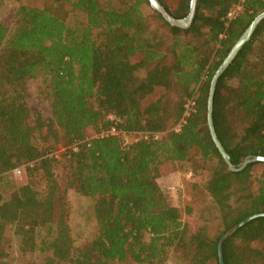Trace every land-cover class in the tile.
<instances>
[{"label": "trees", "instance_id": "trees-1", "mask_svg": "<svg viewBox=\"0 0 264 264\" xmlns=\"http://www.w3.org/2000/svg\"><path fill=\"white\" fill-rule=\"evenodd\" d=\"M159 2L175 18L188 13L189 0ZM262 11L264 0H197L191 25L179 28L148 0L19 4L12 30L0 23V175L20 167L25 183L0 202V244L11 233L35 246L43 229L39 264H169L170 249L186 245L192 248L187 264L212 258L219 264L220 236L264 213V162L228 168L209 132L208 89ZM72 14L83 21L69 25ZM37 75L52 118L45 129L35 121L20 132L22 123L39 119L26 104L25 87ZM189 100L193 105L183 118ZM212 123L234 167L246 157H264V19L218 77ZM110 127L140 138L123 145L120 136L93 137ZM58 144L67 148L70 184L95 199L96 234L80 247L73 244L55 175ZM197 156L217 161L205 182L222 225L214 239L202 229L188 232L154 174L164 162ZM222 255L224 264H264V217L228 236Z\"/></svg>", "mask_w": 264, "mask_h": 264}, {"label": "rangeland", "instance_id": "rangeland-1", "mask_svg": "<svg viewBox=\"0 0 264 264\" xmlns=\"http://www.w3.org/2000/svg\"><path fill=\"white\" fill-rule=\"evenodd\" d=\"M42 1L0 0V23L9 31L12 30L15 11L19 4L31 2L39 5ZM169 4L173 6L174 10L177 9L175 2L171 1ZM82 21V15L72 14L67 19L69 25H77ZM156 24H159V21L156 20L152 27L155 28ZM25 87L26 104L31 114L38 113L39 119L32 117L31 121L22 123L18 127V131L22 132L26 126L35 121L42 128H47L52 116L50 102L42 85V76L37 75L27 79ZM92 135L93 132L88 129V136ZM139 138L140 136L127 134L121 139L131 143ZM52 154L58 159L54 170L57 183L63 190L65 220L69 226L74 246L80 247L91 241L96 234L97 224L93 216L95 199L82 196L70 184L67 176L68 168H66L69 158L67 148L58 144ZM216 166V160L207 161L197 156L193 161L164 162L157 167L154 173L159 186L169 194L171 202L178 208L180 219L187 226L188 232L193 234L202 229L211 239L219 236L222 231L219 212L205 190L209 172ZM24 183L25 177L20 167L0 175V202L8 199L10 194ZM43 234V229L39 230L35 239L36 245L32 246L23 244L16 234L6 233V239L0 244V259L9 264H39L43 262L44 253L39 250V240ZM191 251L192 248L189 245L173 247L167 255V262L169 264H187ZM62 264L69 263L63 262ZM113 264L134 263L114 261ZM207 264H217V261L212 258Z\"/></svg>", "mask_w": 264, "mask_h": 264}, {"label": "water", "instance_id": "water-1", "mask_svg": "<svg viewBox=\"0 0 264 264\" xmlns=\"http://www.w3.org/2000/svg\"><path fill=\"white\" fill-rule=\"evenodd\" d=\"M150 6L152 9L157 11L161 14V16L164 18L165 21H167L171 26H176L179 28H187L191 25L195 11H196V4L197 0H189V9L188 13L183 18H175L172 16L165 7L159 2V0H148ZM264 19V11L257 14L254 19L251 21L249 26L246 28V30L243 32V34L238 38V40L233 44V46L230 48L227 56L223 59V61L220 63V65L215 70L209 84L208 89V97H207V124L209 128V132L211 135V138L218 149L219 153L221 154L224 162L227 164L228 168L232 171L240 170L246 164L253 162V161H261L264 162L263 156H253V157H246L242 161V163L238 167H234L231 162L228 154L225 152L224 148L220 144L212 123V105H213V96H214V89L216 82L218 80V77L222 74V72L228 67V65L233 61L235 56L237 55L238 51L241 49V47L250 39L252 33L254 32L256 26L259 24L261 20ZM257 217H264V213H254L251 214L244 219L240 220L238 223H236L234 226L226 230L219 238L217 243V256H218V263L224 264L223 255H222V244L224 240L232 235L239 227L247 223L248 221L257 218Z\"/></svg>", "mask_w": 264, "mask_h": 264}, {"label": "built area", "instance_id": "built-area-1", "mask_svg": "<svg viewBox=\"0 0 264 264\" xmlns=\"http://www.w3.org/2000/svg\"><path fill=\"white\" fill-rule=\"evenodd\" d=\"M237 9H238V7L234 8L233 10H231L228 13V19H231L235 15V11ZM192 105H193V101H191V100L186 103L183 118L189 114V111H190ZM183 118L181 119L180 124L184 122ZM180 124H179V126H180ZM125 135H127V133L120 132V131L116 130L114 127H110L107 130H103L100 133L95 134L93 137L120 136L122 138ZM122 143H123V145L128 144V142L126 140L122 141ZM73 150H76V146L73 147ZM15 169H17V168H15Z\"/></svg>", "mask_w": 264, "mask_h": 264}]
</instances>
